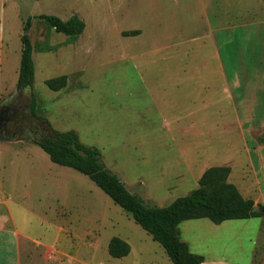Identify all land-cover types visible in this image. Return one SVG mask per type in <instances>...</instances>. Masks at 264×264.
Instances as JSON below:
<instances>
[{"label":"rangeland","instance_id":"rangeland-1","mask_svg":"<svg viewBox=\"0 0 264 264\" xmlns=\"http://www.w3.org/2000/svg\"><path fill=\"white\" fill-rule=\"evenodd\" d=\"M39 15H75L85 25L71 38L32 19L26 32L36 115L53 131L76 132L147 207H168L197 188L200 171L224 166L230 182L264 208V101L250 99L255 90L246 86L247 74L260 83L264 70L245 62L236 68L240 48L233 59L236 44L263 45L264 0H0V106L18 93L20 38L27 18ZM132 31L139 34L123 35ZM247 31L259 39L245 38ZM61 77L63 89L46 87ZM0 218L22 235V264L160 260V246L129 215L30 140L0 141ZM198 220L202 228L181 236L192 253L244 254L256 237L254 264H264V216L220 229ZM112 238L126 241L132 254L110 258Z\"/></svg>","mask_w":264,"mask_h":264},{"label":"trees","instance_id":"trees-1","mask_svg":"<svg viewBox=\"0 0 264 264\" xmlns=\"http://www.w3.org/2000/svg\"><path fill=\"white\" fill-rule=\"evenodd\" d=\"M44 21L57 34L75 38L82 34L84 23L79 17L72 16L63 21L51 15L28 17L25 21L24 34L20 38L21 55L16 92L31 93L30 114L45 124L52 138L42 137L32 143L39 147L50 162L59 167L72 169L87 177L110 201L129 215L133 222L145 231L152 241L159 244L172 264H201L203 258L189 252L186 244L178 239L177 227L185 221L206 219L215 225L226 221L248 220L264 216L252 213L254 203L241 197L234 185L228 182L230 168L215 166L206 169L197 182V188L184 197L177 198L166 208H151L131 195L120 180L106 170L101 162L100 152L82 144L74 131L55 132L46 120L37 117L36 101L33 95L34 64L32 45L26 32L31 20ZM139 32H126L124 36H137ZM66 78L52 79L45 83L54 92L63 89ZM260 209L264 208L260 206ZM130 246L119 238H112L107 246V253L112 259H122L129 255Z\"/></svg>","mask_w":264,"mask_h":264},{"label":"crops","instance_id":"crops-1","mask_svg":"<svg viewBox=\"0 0 264 264\" xmlns=\"http://www.w3.org/2000/svg\"><path fill=\"white\" fill-rule=\"evenodd\" d=\"M255 34L256 33L252 32V31H247L245 33V38H248V36H252L255 39H259V37L255 36ZM261 36L264 37V30L262 31V35ZM246 40H248V39H246ZM255 41H257V40H251L250 41L251 44H249L247 42V44L245 46V49L241 45L236 44L238 47H237V49H235L236 57H233V59H237L238 48H240V52H242V57H243L242 61L240 62V64H238L236 66V68H238L241 65L245 66V64H244V62H245L249 66V69L261 68V69L264 70V60L262 59V58H264L263 57L264 56V43H263V45L258 46ZM259 41H264V39L259 40ZM229 48H230V46H229ZM244 58H245V60H244ZM263 75H264V71H263ZM246 77H247L246 86L251 85L252 89L254 87V90H255L252 93L253 97L251 96L249 98L252 99L253 101L263 102L264 101V76H263V79H262V81L260 83L257 82V79L254 82V79H252V77H250V73L247 74ZM259 88H260V90H259ZM231 106L233 107V105H231ZM247 110L249 111L250 115H254V114L257 115V113H256L257 106L255 108H251V107L247 108ZM233 111L236 114L237 110L235 108H234ZM251 166H252V169H253L254 165H253L252 162H251ZM206 169H203L202 171H200V173L198 175V180H199L200 176L202 175V173ZM231 174H232V170L230 171V175L228 177V182L229 183H231L230 182ZM231 184L235 186V188L238 190L239 194L241 195V197L243 199L251 200L254 203V206H259L258 205V204H260L259 201L254 200V198L249 196V194L243 195V191H240L239 187L236 184H233V183H231ZM199 221H201V220L185 221V222H182L181 224H179L178 227H177L178 239L182 243L187 245L188 250H189L190 253H192L191 247H190L191 244L189 243L188 240H186L185 238L183 239L181 237L182 236V232L186 233L187 231H190L192 229L202 228L203 224H201L199 226L193 224V223H199ZM235 221H247V220H235ZM226 222H228V221H226ZM224 223L225 222L221 223L220 225H215L214 224L213 228L220 229L222 227V224H224ZM213 228H211L212 231L214 230ZM259 228L260 227L258 226V230H259ZM198 237L202 238V235L199 234ZM21 238H22V235L19 232L15 231V230L12 231L11 229L4 227L3 223H2V219L0 218V264H22V262H21V254H20V251H19V245H20ZM253 240H258V239L256 237H253V238L249 239V245H251V246H250V249L247 250L244 254L232 253V252H211L208 249L204 250V251L201 250V251H198V252H194L196 254H194V253H192V254L200 256V257L203 258V262L201 264H254L255 263L254 262L255 244H254ZM124 242H126V241H124ZM157 245H159V244H157ZM160 248L162 250H159V248H158V252H156V255H154V256L157 257L158 256L157 254H159L160 260L156 261V262L153 261L152 264H172L171 261L169 260V258L167 257L165 251L163 250V248L161 246H160ZM131 254H132V248L130 250L129 255L127 257H125V258H122V259L128 258ZM149 263H151V262L149 261Z\"/></svg>","mask_w":264,"mask_h":264},{"label":"water","instance_id":"water-1","mask_svg":"<svg viewBox=\"0 0 264 264\" xmlns=\"http://www.w3.org/2000/svg\"><path fill=\"white\" fill-rule=\"evenodd\" d=\"M27 94H28V97L25 96V111H26V117L29 121V126H32L33 124V127H38L39 128V134L37 135H33L30 131V128L28 129V132H21L18 134V137H16L15 139L11 140L9 138H4L2 133H1V129H2V126H3V117H2V111H1V106H0V141H6V142H17V141H33V142H37L41 136L42 137H47V138H52V134H51V130L45 125V124H42L41 122L35 120L29 110H30V103H31V93L28 91H26ZM26 94V95H27ZM23 98V94L22 92H18L17 94H15V96H12L9 98V105L12 106L14 105V103H17L18 101H20L21 99ZM7 102V101H5ZM252 213H258V214H263V210L260 209L259 206H254L253 209L251 210Z\"/></svg>","mask_w":264,"mask_h":264},{"label":"flooded vegetation","instance_id":"flooded-vegetation-1","mask_svg":"<svg viewBox=\"0 0 264 264\" xmlns=\"http://www.w3.org/2000/svg\"><path fill=\"white\" fill-rule=\"evenodd\" d=\"M21 100L14 103L12 106L9 105V101L2 104L1 111L4 119L1 129L2 135H9L10 138H13L15 134L18 135L21 132H28L30 127V131L33 135L39 134L38 127H33V124L29 126L30 123L25 116L23 106H21Z\"/></svg>","mask_w":264,"mask_h":264}]
</instances>
